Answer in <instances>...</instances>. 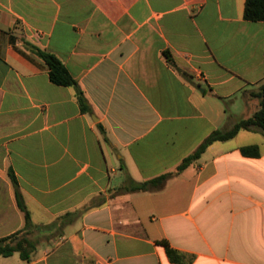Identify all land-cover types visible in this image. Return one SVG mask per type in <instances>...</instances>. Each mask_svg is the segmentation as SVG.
I'll use <instances>...</instances> for the list:
<instances>
[{
	"label": "crops",
	"instance_id": "1",
	"mask_svg": "<svg viewBox=\"0 0 264 264\" xmlns=\"http://www.w3.org/2000/svg\"><path fill=\"white\" fill-rule=\"evenodd\" d=\"M245 6L0 0V238L25 224L10 172L40 226L13 264H264V141L244 135L261 131L178 171L260 108L264 21ZM31 46L62 61L90 111ZM253 144L260 155H244Z\"/></svg>",
	"mask_w": 264,
	"mask_h": 264
},
{
	"label": "trees",
	"instance_id": "2",
	"mask_svg": "<svg viewBox=\"0 0 264 264\" xmlns=\"http://www.w3.org/2000/svg\"><path fill=\"white\" fill-rule=\"evenodd\" d=\"M244 17L249 21H264V0H246ZM31 49L39 55L49 67V76L53 83L62 86H71L75 89L79 105L83 111H90V105L84 95L83 90L75 80V78L70 74L68 69L62 63V61L56 57L54 54L40 49L36 46H31ZM170 59L168 53H165ZM251 96L256 97L260 100L259 110L247 119H242L234 124L231 128L226 130H215L212 132L197 148V150L186 157L182 163L178 166V171H182L187 168L192 162L199 159L205 150L216 141H225L235 137L241 130L255 131L259 130L264 135V80L262 84L257 88L256 91L251 92ZM241 151L247 156H259L260 150L259 146L256 144L243 146ZM168 174L162 175L157 179L151 180L148 183L139 185V188H145L149 183H154L157 181H163L166 179ZM10 177L15 186V195L17 200V205L19 209L24 213L25 224L24 227L17 232L0 238V256L10 257L16 253L19 254L23 261H29L33 252L36 249V241L33 240L31 234L34 230L38 229L40 226L36 225L31 217L29 210L25 204L22 194L19 191L17 181L10 172ZM167 252L170 258L177 261V251L172 249L168 243Z\"/></svg>",
	"mask_w": 264,
	"mask_h": 264
},
{
	"label": "rangeland",
	"instance_id": "3",
	"mask_svg": "<svg viewBox=\"0 0 264 264\" xmlns=\"http://www.w3.org/2000/svg\"><path fill=\"white\" fill-rule=\"evenodd\" d=\"M238 103L240 105V107L243 108V99L241 97L238 98ZM248 138H250V140H262L264 141V135L262 134V132H259V133H246L245 134ZM15 256L13 257H8V258H5L3 256H0V264H13L15 261H17V259H19V256L17 254H14Z\"/></svg>",
	"mask_w": 264,
	"mask_h": 264
}]
</instances>
